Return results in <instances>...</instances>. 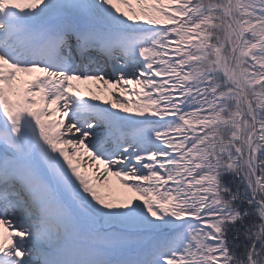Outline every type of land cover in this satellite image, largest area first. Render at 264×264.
Segmentation results:
<instances>
[{"label":"snow or ice","instance_id":"snow-or-ice-1","mask_svg":"<svg viewBox=\"0 0 264 264\" xmlns=\"http://www.w3.org/2000/svg\"><path fill=\"white\" fill-rule=\"evenodd\" d=\"M0 264H264V0H0Z\"/></svg>","mask_w":264,"mask_h":264},{"label":"rangeland","instance_id":"rangeland-1","mask_svg":"<svg viewBox=\"0 0 264 264\" xmlns=\"http://www.w3.org/2000/svg\"><path fill=\"white\" fill-rule=\"evenodd\" d=\"M79 87L84 92L85 97H88L91 95V93H88L86 91L88 87H91L93 89V92L96 91V85L95 84H80ZM96 94H100V93H96ZM106 98L110 99V97H106ZM101 167H102V165H101ZM113 181H115V178H113Z\"/></svg>","mask_w":264,"mask_h":264}]
</instances>
